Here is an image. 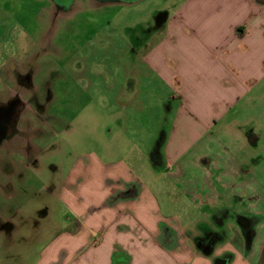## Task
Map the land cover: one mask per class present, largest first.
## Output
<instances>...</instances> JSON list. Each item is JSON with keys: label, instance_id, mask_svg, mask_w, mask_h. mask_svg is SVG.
Listing matches in <instances>:
<instances>
[{"label": "crops", "instance_id": "0c3cea01", "mask_svg": "<svg viewBox=\"0 0 264 264\" xmlns=\"http://www.w3.org/2000/svg\"><path fill=\"white\" fill-rule=\"evenodd\" d=\"M13 1L23 3L0 0L4 53L14 25L19 43L29 38L9 20ZM155 20L153 39L133 40L132 53L117 57L122 74L101 68L102 82L85 85L83 106L82 88H71L75 124L87 107L103 117L90 115L85 148L66 152L64 169L59 157L58 179L46 186L55 205L42 209L62 215L33 264H264V209H253L264 206V185L246 165L256 134L237 116L264 86V0H178ZM35 74L14 64L0 103L17 97L28 107ZM61 108L54 101L58 128ZM40 130L9 152L6 188L19 161L40 155Z\"/></svg>", "mask_w": 264, "mask_h": 264}, {"label": "rangeland", "instance_id": "374dc122", "mask_svg": "<svg viewBox=\"0 0 264 264\" xmlns=\"http://www.w3.org/2000/svg\"><path fill=\"white\" fill-rule=\"evenodd\" d=\"M176 2L178 0H137L132 3L73 0L69 9H63V5L53 0H23L22 4L12 2L13 12L9 20H20L26 25L29 38L21 46L20 36L17 35L20 29L14 25L12 44L7 46L5 53L1 48L0 82L3 85L0 83V96L4 98L8 94L7 75L14 64L20 63L33 68L36 73L33 82L38 90L33 94H24V100L30 105L18 106L9 138L0 144V264H33L38 254V243L40 245L43 240H48L53 218L57 220L62 215L57 208L49 214L42 209V206L53 209L55 205L49 199L46 186H51L58 179L56 173L59 172L60 156L64 162L61 168L64 169L69 162L66 152L85 148L84 140L89 134L86 131L88 118L94 112H102L89 107L82 109L75 124L72 121L74 109L70 107L73 106L71 88H82L77 99L83 106L86 102L85 85L90 81L102 82L97 75L101 68L122 74L126 67L117 62V57L132 53L133 40L153 39V34L148 35L149 25L156 22L155 11ZM11 47L12 50L8 51ZM251 94L252 104L240 108L237 116H240L241 125L247 131L256 134L253 143L247 144L246 151L251 158H247L246 165L252 167L254 180L264 185V86L261 91ZM89 96L93 94L88 93ZM54 101L62 105L61 110H56L63 116L59 128L52 123ZM38 104L42 108H37ZM69 120L72 124L70 130ZM40 127L43 128L41 134L45 136L41 144L36 140L41 148L40 155L36 157L35 153H31L24 162L19 161L20 171L11 177L13 184L9 183L6 188V172L10 170L11 159L14 160L9 152L25 148L28 137L40 132ZM232 146L240 152L237 143ZM25 177L27 179L23 181ZM253 187L255 189V183ZM261 193L264 197V187ZM42 201L46 203L41 204ZM253 209H264V206L257 205ZM2 216L9 219L5 222ZM28 222L30 226H27ZM42 230L45 236L41 235ZM259 232L264 235V224H259Z\"/></svg>", "mask_w": 264, "mask_h": 264}, {"label": "flooded vegetation", "instance_id": "af4514ba", "mask_svg": "<svg viewBox=\"0 0 264 264\" xmlns=\"http://www.w3.org/2000/svg\"><path fill=\"white\" fill-rule=\"evenodd\" d=\"M69 8L70 6L66 9ZM63 9H65V7ZM25 79L28 80L29 78H22V82H24ZM20 104L21 101L17 97L4 103H0V144L4 139L7 137L9 138V129H11L14 122H16L17 109H19L18 105Z\"/></svg>", "mask_w": 264, "mask_h": 264}, {"label": "water", "instance_id": "95a60500", "mask_svg": "<svg viewBox=\"0 0 264 264\" xmlns=\"http://www.w3.org/2000/svg\"><path fill=\"white\" fill-rule=\"evenodd\" d=\"M53 1L56 2V4L58 3L59 5H63L64 7H68L73 2V0H53ZM121 1L126 3H132L137 0H121Z\"/></svg>", "mask_w": 264, "mask_h": 264}]
</instances>
